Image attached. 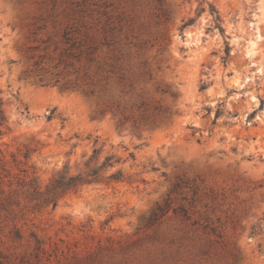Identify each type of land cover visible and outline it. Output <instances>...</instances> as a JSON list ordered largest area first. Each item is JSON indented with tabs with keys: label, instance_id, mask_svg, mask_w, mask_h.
<instances>
[{
	"label": "rangeland",
	"instance_id": "374dc122",
	"mask_svg": "<svg viewBox=\"0 0 264 264\" xmlns=\"http://www.w3.org/2000/svg\"><path fill=\"white\" fill-rule=\"evenodd\" d=\"M56 34L121 57L116 117L28 73L48 54L36 74L76 79L55 68ZM0 107L13 176L45 186L97 148L133 181L84 186L55 208L21 199L0 213V264H264V0H0Z\"/></svg>",
	"mask_w": 264,
	"mask_h": 264
},
{
	"label": "trees",
	"instance_id": "16d2710c",
	"mask_svg": "<svg viewBox=\"0 0 264 264\" xmlns=\"http://www.w3.org/2000/svg\"><path fill=\"white\" fill-rule=\"evenodd\" d=\"M203 1L206 2V0ZM210 6L212 14L216 15V20L220 21L219 12L212 4ZM201 11H204V9H201ZM194 22L195 19H189L183 27H187ZM56 35H60L61 40L59 43L53 44V52L59 53V62L55 68L63 65L65 68L73 69L72 74L76 75V79L62 82V71L56 72L51 78L36 74L39 70H43V68H40L42 59L48 57L51 60L48 54L36 59L32 65L36 71H28V73L34 75L42 85H54L59 86L62 90L76 91L89 99L98 98L102 102L101 113L111 112L116 117V112L120 111L121 105L119 101L114 100L110 95V85L114 80H117L120 84L127 80L125 71L117 65V61L121 60V57H113L114 61L112 63L107 62V60L105 62L100 61L98 53L104 46L109 47L111 44L110 42L98 43L89 34ZM50 41L51 37H48L45 43ZM30 59L33 60L35 57L32 56ZM76 63L80 66L76 67ZM80 81L83 83L81 84ZM171 96L176 97L177 95L171 93ZM142 106L137 107L141 108ZM167 113L164 112L162 114L165 116ZM121 115L122 118L118 120V127H123L128 120L127 117L123 116V113ZM8 123L6 112L0 107V213L14 214L21 206V199L30 204L32 209L42 210L49 206L57 207L60 199L69 193L79 192L84 186L101 183H133L131 177L126 176L121 168L109 173L110 169L114 168L120 160L113 155H108L101 160V150L97 148H94L93 153L81 164H77L74 173L71 172V166L66 164L54 174L45 186L42 185L35 172L31 175L27 169L23 170L25 173L23 177L13 176L12 166L5 159L4 143L2 142L5 134L4 130L8 129ZM24 157L28 161L29 153H25ZM13 162L18 165L17 158H14ZM14 180L16 181V186ZM180 185L177 183L176 188H180ZM163 210V208H159V212Z\"/></svg>",
	"mask_w": 264,
	"mask_h": 264
}]
</instances>
